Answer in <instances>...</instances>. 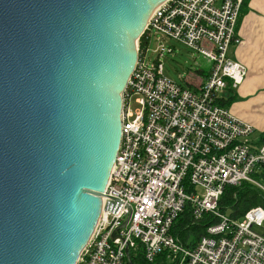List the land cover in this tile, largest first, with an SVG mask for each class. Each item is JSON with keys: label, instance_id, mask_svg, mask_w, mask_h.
<instances>
[{"label": "water", "instance_id": "1", "mask_svg": "<svg viewBox=\"0 0 264 264\" xmlns=\"http://www.w3.org/2000/svg\"><path fill=\"white\" fill-rule=\"evenodd\" d=\"M164 1L0 0V264L77 263L120 147L137 41Z\"/></svg>", "mask_w": 264, "mask_h": 264}, {"label": "built area", "instance_id": "2", "mask_svg": "<svg viewBox=\"0 0 264 264\" xmlns=\"http://www.w3.org/2000/svg\"><path fill=\"white\" fill-rule=\"evenodd\" d=\"M241 8L242 0H166L153 11L122 93L121 143L102 211L76 264H126V250L138 247L150 262L165 254L178 264H264V206L241 219L219 207L228 185L248 181L264 192L253 177L264 167V142L254 143L253 125L219 103L248 75L247 66L228 55L242 42L236 31ZM152 42L154 59L148 56ZM172 42L213 63L204 81L190 80L202 84L199 91L165 75ZM113 199L120 205L106 208ZM188 204L194 222L214 218L192 247L171 233Z\"/></svg>", "mask_w": 264, "mask_h": 264}, {"label": "crops", "instance_id": "3", "mask_svg": "<svg viewBox=\"0 0 264 264\" xmlns=\"http://www.w3.org/2000/svg\"><path fill=\"white\" fill-rule=\"evenodd\" d=\"M236 31L242 42L238 45H232L228 55L230 58L245 64L248 67V75L239 87L233 88L235 99L228 107L230 110L232 109L231 111L237 117L253 124V121L255 122L257 118L247 116L243 113L241 108L251 106L253 103H261L264 106V0H247L245 6H243V9L240 11ZM171 44L175 46L174 43ZM211 68L212 66L207 67L206 70L200 69L201 71H199V74L202 73L206 78ZM201 85L202 84H193V82L190 81L186 87L199 91ZM227 89L224 91L222 97L226 98ZM239 95L250 98V101L246 103H234L236 97ZM255 125L260 127L261 130H264V123H260L258 126L256 121ZM253 134V142L256 144L261 143V135L259 137H254ZM163 256L167 262L171 261L165 254Z\"/></svg>", "mask_w": 264, "mask_h": 264}, {"label": "trees", "instance_id": "4", "mask_svg": "<svg viewBox=\"0 0 264 264\" xmlns=\"http://www.w3.org/2000/svg\"><path fill=\"white\" fill-rule=\"evenodd\" d=\"M246 2L247 0H242L241 9H243ZM234 99L235 92L230 85L227 89L226 98L222 97L219 103L228 107ZM261 141L264 142V131L261 134ZM253 177L264 183V167L261 165L257 166V169L253 172ZM259 205L264 206V192L248 181H244L240 186H226L219 202L220 209L230 217L236 219L243 217L249 209ZM213 222L214 218L208 214L205 215L203 220L194 222L191 208L188 204L174 221L171 233L183 244L191 247L207 234V228ZM163 255H159L154 262H150L146 259L141 247L130 250L133 264H178L177 258L167 262ZM126 264H129V262Z\"/></svg>", "mask_w": 264, "mask_h": 264}, {"label": "rangeland", "instance_id": "5", "mask_svg": "<svg viewBox=\"0 0 264 264\" xmlns=\"http://www.w3.org/2000/svg\"><path fill=\"white\" fill-rule=\"evenodd\" d=\"M172 43L175 44V52L174 54L169 53L168 56L164 58L165 75L184 86H187L192 79L204 81L206 78L202 75V73L199 74V70H206L207 67H211L213 63L197 51L189 49L177 42ZM155 48L156 45L152 42L148 55L150 59H154L157 56V54L153 52ZM247 101H250V98L239 95L236 97V101L234 103H246ZM132 107L135 109L137 104L133 103ZM241 109L247 116L257 118L255 122L257 121L258 126L260 123H264V106L261 103H253V105L242 107ZM255 122L253 121L254 125L252 124L253 127L255 126L254 129H256L253 136L259 137L264 130L257 127Z\"/></svg>", "mask_w": 264, "mask_h": 264}]
</instances>
